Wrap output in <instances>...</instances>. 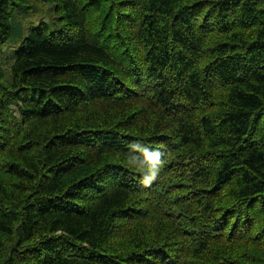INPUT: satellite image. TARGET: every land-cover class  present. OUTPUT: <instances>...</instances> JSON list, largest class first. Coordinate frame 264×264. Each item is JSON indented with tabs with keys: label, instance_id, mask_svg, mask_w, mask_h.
<instances>
[{
	"label": "trees",
	"instance_id": "1",
	"mask_svg": "<svg viewBox=\"0 0 264 264\" xmlns=\"http://www.w3.org/2000/svg\"><path fill=\"white\" fill-rule=\"evenodd\" d=\"M0 264H264V0H0Z\"/></svg>",
	"mask_w": 264,
	"mask_h": 264
},
{
	"label": "rangeland",
	"instance_id": "2",
	"mask_svg": "<svg viewBox=\"0 0 264 264\" xmlns=\"http://www.w3.org/2000/svg\"><path fill=\"white\" fill-rule=\"evenodd\" d=\"M49 20H50V13L46 12L42 16H36L35 17L34 15H32L28 21L24 22V25H27L28 23L33 24V25H37L40 21L49 22ZM12 46H13V44L5 48L4 54H3L4 58L11 57V55H12L11 51L13 49V48H11Z\"/></svg>",
	"mask_w": 264,
	"mask_h": 264
},
{
	"label": "bare ground",
	"instance_id": "3",
	"mask_svg": "<svg viewBox=\"0 0 264 264\" xmlns=\"http://www.w3.org/2000/svg\"><path fill=\"white\" fill-rule=\"evenodd\" d=\"M80 4H81V3H80ZM69 5H70V4H69ZM97 8H98V7H97ZM65 10H66V9H65ZM72 20H73V19H72ZM77 30H78V29H77ZM30 152H31V151H30ZM14 156H15V155H14ZM14 156H13V157H14ZM9 158H10V157H9ZM14 158H15V157H14ZM16 167H17V166H16ZM84 240H85V239H84ZM103 246H104V245H103Z\"/></svg>",
	"mask_w": 264,
	"mask_h": 264
}]
</instances>
